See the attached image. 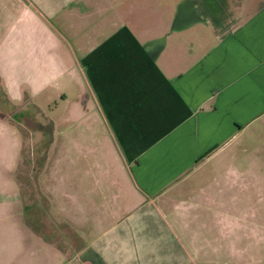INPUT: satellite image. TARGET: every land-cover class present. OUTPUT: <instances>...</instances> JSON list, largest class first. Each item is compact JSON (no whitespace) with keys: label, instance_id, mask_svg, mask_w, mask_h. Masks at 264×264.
<instances>
[{"label":"crops","instance_id":"1","mask_svg":"<svg viewBox=\"0 0 264 264\" xmlns=\"http://www.w3.org/2000/svg\"><path fill=\"white\" fill-rule=\"evenodd\" d=\"M193 5L201 29L161 39L112 0H0V93L62 82L47 106L73 122L32 174L17 120L1 119L0 264H203L208 238L221 248L242 227L254 174L232 155L264 133V0ZM108 14L121 20L95 42ZM220 157L222 171L200 170Z\"/></svg>","mask_w":264,"mask_h":264},{"label":"rangeland","instance_id":"2","mask_svg":"<svg viewBox=\"0 0 264 264\" xmlns=\"http://www.w3.org/2000/svg\"><path fill=\"white\" fill-rule=\"evenodd\" d=\"M194 0H112L114 11L124 14L125 21L132 22L133 28H147L150 31L148 38L165 37L156 36L155 34L166 33L172 28L190 27L194 30L201 29L199 17L202 14V9L197 5H193ZM113 15L108 14L107 17H100L98 25H105L96 38L97 42L104 34L111 32V25L119 21L113 19ZM122 17V15H120ZM35 18V17H34ZM38 20L37 18L35 19ZM121 20V19H120ZM103 21V22H102ZM198 22V25H197ZM163 36V38H162ZM95 38V37H94ZM156 45L161 43H155ZM17 80L14 88L17 92H9L4 85V95L0 93V111L7 116H0V125L6 118L13 121L17 120L19 124V141L23 140V159L21 172L26 173L27 170L35 173L41 170V162L43 157H46L47 148L52 135L58 134V131L66 129L69 124L73 123L68 120V117L59 116L58 108L50 110L47 105L55 101L59 103V90L64 89V85L57 83L54 88H50L43 93L39 91L43 87L41 84H26ZM60 88V89H59ZM73 91L76 89L74 83H68L65 90ZM0 89H2L0 87ZM64 90V91H65ZM69 97H71L69 95ZM17 106L20 108L19 115L9 116L11 107ZM63 105L61 108H64ZM22 113V114H21ZM20 114L23 116H20ZM2 119V121H1ZM15 124V123H13ZM3 136L1 142L9 141L5 135V130L0 126V133ZM8 132H10L8 130ZM17 132V133H18ZM62 139H73V131L62 133ZM4 137V138H3ZM244 144L248 143L247 148L237 147L235 153V166L239 169L254 174V189L251 192L243 191L242 201L238 200V209L236 216L241 217V226L230 225L224 228L221 237L222 243L209 239L205 244L204 259H201L203 264H264V133L254 132V134L244 132ZM243 144V145H244ZM252 146V147H251ZM5 151L0 145V161H3ZM74 154H68L72 156ZM25 159V160H24ZM211 167H203L200 170L204 173H210L213 170L222 171L224 169L225 158H213ZM231 159V158H230ZM35 164V165H34ZM5 164L0 162V170ZM230 166L229 164L226 165ZM226 167V168H227ZM261 175V178H256L255 174ZM1 182V181H0ZM227 207V206H226ZM213 237V235H209ZM201 238V236H199ZM212 240V241H211ZM204 260V261H203Z\"/></svg>","mask_w":264,"mask_h":264},{"label":"trees","instance_id":"3","mask_svg":"<svg viewBox=\"0 0 264 264\" xmlns=\"http://www.w3.org/2000/svg\"><path fill=\"white\" fill-rule=\"evenodd\" d=\"M52 137H53V135H52ZM52 140H53V139H52ZM52 140H51V141H52ZM51 141H50V142H51Z\"/></svg>","mask_w":264,"mask_h":264}]
</instances>
